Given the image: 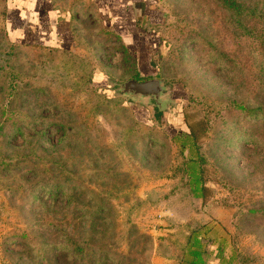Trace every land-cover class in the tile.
<instances>
[{
  "label": "rangeland",
  "instance_id": "rangeland-1",
  "mask_svg": "<svg viewBox=\"0 0 264 264\" xmlns=\"http://www.w3.org/2000/svg\"><path fill=\"white\" fill-rule=\"evenodd\" d=\"M151 2V12L145 19L133 15L131 20L135 23L139 21L144 30H149L150 24L166 21L158 32L160 35L144 33L149 35L150 39H145L147 42L139 34L138 41L124 37L132 53L146 50L138 55L144 76L155 74L156 71L150 66L153 60L161 79L175 90V94L169 93V98H173L175 103L163 113V119L170 124L167 127L170 134L185 130L184 113L193 125L203 118L204 106L197 104V109L188 108L187 94L203 96L208 104L217 103L225 95L233 100H248L251 106L259 102L264 105V86H259L253 75L264 64V48L243 49L227 29L226 15L221 6L213 0ZM246 2L264 9V0ZM66 3L59 2L57 5L66 12L71 2ZM96 11L99 10L96 0H93V19L78 28L80 34L76 35L71 58L48 56L40 48H18L14 57L9 53L4 35L0 34V68L14 61L16 72L28 80L21 86L23 94L13 106L23 132L8 131L6 142L13 147H21L26 140L36 143L40 149L50 154L55 152L56 156L60 155L73 163L75 168L86 171L117 155L123 170L130 176L128 186L121 190L114 189L113 203L119 211V224L123 227L132 221L153 238L151 264H178L175 258L161 254L157 242L161 237L173 238L176 244L183 241L182 235L188 232L186 226L190 221L204 226L201 237L207 264H239L238 254L244 255L248 261L253 257L252 264H264L263 223L241 222L239 218L251 197L258 201L264 197V186L255 179L257 177L251 179L253 169L248 164L254 159L255 146L264 145V141H257L255 146H247L244 141L238 149L229 143L251 136L264 140V123L259 126L261 122L243 120L240 114L232 112L227 118L229 130L219 133L208 131L200 138L199 141L206 145L210 141L219 142V145H208L206 185L209 188V208L202 207L201 200H192L183 191L169 196L174 186L178 185L183 186L186 192L179 177L171 179L173 173L170 168H176L183 159L189 158L191 147L181 149L179 142H171L164 129L154 120L156 107H142L141 103L127 101L117 96V87H97L92 80L93 86L102 91L93 90L90 83L93 73L101 74L117 84L128 81L134 73V65L122 50V42L113 35L116 32L107 28L114 21L106 17L104 11L101 17ZM153 12L159 14H151ZM0 28H3L2 18ZM206 40L233 57L237 65L235 70L216 62ZM81 59L84 60L83 64ZM132 109L139 121L149 125H152V121L155 123L156 142L147 138L142 146L146 129L135 124L131 117ZM58 123L66 126L64 130L60 129ZM129 140L137 143L133 150L127 146ZM164 144L166 147L162 146ZM231 183L241 184L244 188L233 192L227 188ZM258 188L261 191L256 192ZM30 200L25 194L14 197L11 202L0 186V264H23L22 258L26 260L24 255L22 258L19 256L26 249L23 241H14L16 237H11L13 243L7 240L15 233H23L29 225L30 229H38L25 222L19 209L22 208L25 218L37 215V206ZM45 203H51L49 198ZM59 204L63 203H58L55 209L62 213L64 205ZM131 208L134 210L130 214ZM176 224L178 227H175ZM122 227L119 226V231ZM126 244L125 238L120 239V251H127ZM176 244H172L173 254L179 256L180 250ZM148 252H145V256ZM49 258L51 264L57 261L67 264L59 253L52 252Z\"/></svg>",
  "mask_w": 264,
  "mask_h": 264
},
{
  "label": "trees",
  "instance_id": "trees-1",
  "mask_svg": "<svg viewBox=\"0 0 264 264\" xmlns=\"http://www.w3.org/2000/svg\"><path fill=\"white\" fill-rule=\"evenodd\" d=\"M213 1L223 8L226 15L227 29L243 49L249 47L264 48L263 8L250 6L246 0ZM59 2H71L67 10L70 13V20L67 22L60 19V24L72 33L73 41H76V35L80 34L78 28L84 27L86 22L93 19V4L84 0H59L55 3L57 9H61V6L57 5ZM0 3L2 4L0 18L3 20V28H0V34L4 35L11 55L15 57L18 48H40L44 49L48 56L59 55L62 58L73 56L72 50L61 47L18 44L12 41L7 27L10 15L9 0H0ZM98 12L96 11V13ZM98 14L100 17L102 16L100 12ZM165 25L166 21L161 24H150L149 30H144L139 21L136 22L137 29L144 33H157V35H160L158 32ZM107 28L116 32V34H111L122 42V50L127 55V59L134 65V73L128 81L162 78L153 60L150 61V66L156 71L155 74L144 76L138 55L146 50H139V53L136 54L132 53L125 42V37L119 33L120 31L116 27ZM206 41L211 47L210 54L216 58V62L235 70L237 65L233 57L219 51L208 40ZM83 61L81 59L82 64ZM6 65V67L0 68V94H2L0 97V186L11 202H13L14 197L27 194L31 198L30 201L37 206L36 209L39 212L31 218H25L22 208L18 207L25 222L35 225L39 229H30L31 225H29L23 233H15L7 240L8 243H13V239L14 241L16 239L23 241L26 249L19 256L22 258L24 255L26 260L22 258V263L51 264L49 254L56 252L64 256V261L67 264H151V258L154 254L151 246L153 238L145 231L140 230L132 221L123 227L119 224V211L116 204L113 203L114 189L121 190L128 186L130 176L128 172L123 170L122 163L119 162L117 155L110 161H104L98 167L94 166V168L91 167L86 171L75 168L76 166L73 163H69L67 159L60 155H57V157L55 152L50 154L40 149L36 143L26 140L21 147H13L8 141L6 142L8 131L23 132L21 125L17 122L19 118L16 116L13 106L18 101V97L23 94L21 86H24L28 81L27 78L19 76L16 72L14 61H9ZM94 75L95 73L92 74L91 84ZM253 75L258 85L264 86V64L257 69V73L253 72ZM93 90L102 91V89L95 86H93ZM102 100L104 99L102 98ZM186 101L188 108L197 109L198 104L204 106L205 110L202 120L195 125L188 122L184 113L185 130L170 134L167 129L170 124H167L163 119V113L158 110L154 113V120L164 129L171 142H179L181 149L191 147V156L183 159L176 168H170L173 173L171 179L179 177V181L186 188V192L183 190V186L181 188L178 185L174 186V190L169 196H175L183 191L192 200H201L202 207L209 208L207 206L209 188L206 185V165L209 164L208 145H219V142L217 140L215 144L210 141V144L207 143L206 145L199 141L200 138L203 134H208V131L219 133L220 131L229 130L227 118L232 112L240 114V118L243 120L261 122L260 126L264 123V105L259 102L251 106L248 100H233L225 95L217 103L211 104H208L203 96L200 98L192 94H187ZM108 103L111 102L108 101ZM131 117L136 125L146 129L143 132L142 140L144 139V143H142V146L148 140L147 138L156 142L155 123L151 120L152 125H149L139 121L134 109H132ZM57 125L60 126L61 130L66 127L59 123ZM221 137L224 138V136ZM260 140L264 141L251 136L249 139L247 137L237 138L236 141H229V143L238 149L244 141H246L245 145L247 146L251 144L255 146L254 143L257 144V141ZM128 145L130 150L137 147L134 140H129ZM162 146L166 147V144ZM253 151L254 159L248 161L249 166L253 169L251 179L257 177L255 179L259 180L264 186V145L261 143L259 146H255ZM183 153L182 150L181 154ZM246 180L243 181V184ZM231 184L226 186L233 192L238 188H244L241 184ZM258 191L261 190L258 188L256 192ZM46 198H49L50 204L45 203ZM253 198L254 196L249 199V203L246 204L239 218L241 222H262L264 230V197L259 201ZM58 203L64 205L62 213H60V210L55 209V207H58ZM133 210L134 208L129 209V213L131 214ZM119 226L122 227L121 231H119ZM175 227H178V224ZM186 227L188 232L182 235L183 241L176 244V240L174 241L173 238L161 237L158 239L157 249L159 248L163 256L175 258L178 264H207L204 257L205 245L201 237L204 226L202 227L199 222L190 221ZM43 231L45 232L43 233ZM11 237L16 238L11 240ZM256 237L258 238L257 235ZM122 238L127 240V251H120V239ZM174 243L179 246V256L173 254L172 244ZM147 250L149 252L145 256ZM237 258L239 264H252L254 261L253 257H250L251 261H248V258L242 254H238ZM54 264H60V261L54 262Z\"/></svg>",
  "mask_w": 264,
  "mask_h": 264
},
{
  "label": "crops",
  "instance_id": "crops-1",
  "mask_svg": "<svg viewBox=\"0 0 264 264\" xmlns=\"http://www.w3.org/2000/svg\"><path fill=\"white\" fill-rule=\"evenodd\" d=\"M57 1L59 0H9L10 15L7 27L12 41L18 44H40L73 50L72 33L60 24V19L69 22L70 13L62 8L57 9ZM84 1L93 4V0ZM152 4L151 0H96L99 12L104 11L106 17L114 21V24H108L109 27H116L123 36L133 41H138L137 34L144 41L146 38L150 39L148 34L144 35L143 31L137 29L131 17L135 15L145 19L151 12Z\"/></svg>",
  "mask_w": 264,
  "mask_h": 264
},
{
  "label": "water",
  "instance_id": "water-1",
  "mask_svg": "<svg viewBox=\"0 0 264 264\" xmlns=\"http://www.w3.org/2000/svg\"><path fill=\"white\" fill-rule=\"evenodd\" d=\"M93 83L97 87H117V96L132 103H141L142 107L152 105L160 113H165L169 105L175 103L173 98H169V93L175 94V90L168 87L163 79L152 78L145 81L130 80L117 84L112 83L107 77L101 74H95Z\"/></svg>",
  "mask_w": 264,
  "mask_h": 264
}]
</instances>
